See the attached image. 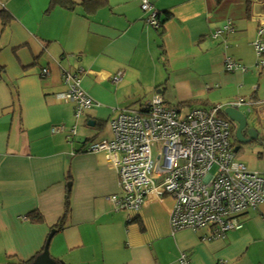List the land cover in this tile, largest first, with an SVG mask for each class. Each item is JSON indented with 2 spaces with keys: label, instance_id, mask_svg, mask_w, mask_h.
Segmentation results:
<instances>
[{
  "label": "crops",
  "instance_id": "crops-1",
  "mask_svg": "<svg viewBox=\"0 0 264 264\" xmlns=\"http://www.w3.org/2000/svg\"><path fill=\"white\" fill-rule=\"evenodd\" d=\"M62 1L0 0V264L31 259L51 231L47 252L63 264H264V201L224 237L172 232L169 197L138 211L115 208L107 197L121 194L116 171L102 152L85 151L94 139L84 133L101 128L96 140H110L120 109H140L157 94L180 112L244 98L252 112L239 110L253 117L261 142L231 140L246 169L264 177V113L254 104L264 73L252 46L259 24L252 13H262L264 0H151L163 22L157 29L140 0L95 9ZM226 57L246 70L227 72ZM63 72L77 75L97 106L76 117L60 97L68 90ZM59 125L65 131L53 133Z\"/></svg>",
  "mask_w": 264,
  "mask_h": 264
},
{
  "label": "built area",
  "instance_id": "built-area-1",
  "mask_svg": "<svg viewBox=\"0 0 264 264\" xmlns=\"http://www.w3.org/2000/svg\"><path fill=\"white\" fill-rule=\"evenodd\" d=\"M139 7L147 25L155 29L161 26L151 0H140ZM252 16L259 23L252 44L256 66L264 73V13ZM223 63L227 72L246 70L230 57ZM47 74L43 69L42 76ZM121 77L122 72L117 71L111 79L117 83ZM62 81L68 90L60 97L74 104L76 117L97 106L81 88L77 75L63 72ZM251 104L237 98L209 108L192 107L182 116L157 94L140 109H120L110 120L112 138L88 144L85 151L102 152L105 162L115 169L121 194L107 199L117 210L138 211L169 197L174 202L169 217L172 232L210 229L208 240L224 237L242 227L238 220L241 214L256 210L264 201V177L247 170L237 158L231 142L232 124L219 117L228 107L248 106L245 112L251 113ZM254 104L259 108L264 101ZM64 131L63 125L52 128L53 133ZM68 134V138L74 137L76 128ZM181 259L186 260L184 255Z\"/></svg>",
  "mask_w": 264,
  "mask_h": 264
},
{
  "label": "water",
  "instance_id": "water-1",
  "mask_svg": "<svg viewBox=\"0 0 264 264\" xmlns=\"http://www.w3.org/2000/svg\"><path fill=\"white\" fill-rule=\"evenodd\" d=\"M223 113L230 122L236 125L234 136L239 144L249 145L255 141L261 142L258 137L259 130L253 125H249V120L243 112H241L237 108L228 107L223 110ZM93 124V122L90 123L91 126H93ZM82 141L84 142L85 139H76V144L80 145ZM53 232L54 231H51V233L48 235L44 251L33 261L32 264H55L54 260L49 256L47 252V244Z\"/></svg>",
  "mask_w": 264,
  "mask_h": 264
},
{
  "label": "trees",
  "instance_id": "trees-1",
  "mask_svg": "<svg viewBox=\"0 0 264 264\" xmlns=\"http://www.w3.org/2000/svg\"><path fill=\"white\" fill-rule=\"evenodd\" d=\"M104 1L105 0H83L82 1V3H81V5L82 6H84V7H86V8H93V9H95V8H97V7H99V6H101L103 3H104ZM221 0H217V3H219ZM61 4L64 6V7H69V8H72L73 7V5H75V3L72 1V0H64V1H62L61 2ZM0 16H1V18H2V20H6V16L4 15V14H2V13H0ZM163 24V22H162V20H161V25ZM196 103V101H194V102H191V103H184V104H187V105H192V104H195ZM252 112V111H251ZM219 117H221V118H225V116H224V114H223V112H219ZM226 119V118H225ZM255 124L256 125H258V126H260V124H261V120H260V118H256L255 119ZM234 130H235V128L234 127H232V139H234L235 140V137H234ZM236 141V140H235ZM232 142V141H231ZM232 146L234 147V144L232 143ZM62 220V219H61ZM61 222L62 221H59V223L56 225V227L58 228L59 226H60V224H61ZM44 248H45V246H44ZM44 248L39 252V253H37L34 257H32L31 259H29V260H27V261H25V262H22V261H20L18 264H32L33 263V261L40 255V254H42V252L44 251ZM54 260V262H55V264H63L60 260H55V259H53Z\"/></svg>",
  "mask_w": 264,
  "mask_h": 264
},
{
  "label": "rangeland",
  "instance_id": "rangeland-1",
  "mask_svg": "<svg viewBox=\"0 0 264 264\" xmlns=\"http://www.w3.org/2000/svg\"><path fill=\"white\" fill-rule=\"evenodd\" d=\"M259 89H260V92L259 93H261V94H263V96H258V98H259V101H264V75L261 77V80H260V82H259ZM258 102V101H257ZM254 103H256V102H254ZM255 107L257 108V105L255 104ZM262 107H263V109H262ZM259 108H260V111L262 112V113H264V106H259ZM242 110H243V108H241ZM184 111L185 110H183V111H181V115L183 116V114H184ZM247 118H248V122H249V125L251 126L252 125V120H253V117L252 116H250V115H247ZM86 131H88V133H89V136H90V138L92 137V139H94L93 141H90V144L91 143H93V142H99V140H96V139H99L102 135H104L105 133H104V131L102 130L101 131V128H93V129H88V128H85V131H84V133H87ZM260 133H261V136H263L264 137V129H262L261 131H260ZM108 134V133H107ZM97 137H99V138H97ZM91 140V139H90ZM231 141H233V140H231Z\"/></svg>",
  "mask_w": 264,
  "mask_h": 264
},
{
  "label": "bare ground",
  "instance_id": "bare-ground-1",
  "mask_svg": "<svg viewBox=\"0 0 264 264\" xmlns=\"http://www.w3.org/2000/svg\"><path fill=\"white\" fill-rule=\"evenodd\" d=\"M263 13H264V5H263Z\"/></svg>",
  "mask_w": 264,
  "mask_h": 264
},
{
  "label": "flooded vegetation",
  "instance_id": "flooded-vegetation-1",
  "mask_svg": "<svg viewBox=\"0 0 264 264\" xmlns=\"http://www.w3.org/2000/svg\"><path fill=\"white\" fill-rule=\"evenodd\" d=\"M233 127V126H232Z\"/></svg>",
  "mask_w": 264,
  "mask_h": 264
}]
</instances>
